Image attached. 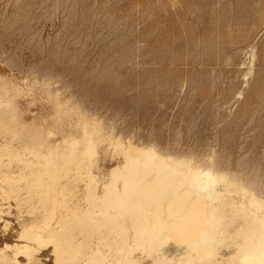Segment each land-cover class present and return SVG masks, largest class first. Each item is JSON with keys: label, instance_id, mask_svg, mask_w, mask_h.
Masks as SVG:
<instances>
[{"label": "rangeland", "instance_id": "rangeland-1", "mask_svg": "<svg viewBox=\"0 0 264 264\" xmlns=\"http://www.w3.org/2000/svg\"><path fill=\"white\" fill-rule=\"evenodd\" d=\"M1 81L23 92L12 93L23 115L13 96L0 109L14 134L16 119L33 122L22 141L54 140L68 124L80 137L82 121L98 119L104 135L259 177L264 194V0H0ZM62 101L77 107L72 116L57 113ZM13 136L0 141L17 148ZM100 141L97 168L106 171L122 156ZM1 202L3 245L29 215L14 198ZM40 254L55 264L50 246Z\"/></svg>", "mask_w": 264, "mask_h": 264}, {"label": "bare ground", "instance_id": "bare-ground-1", "mask_svg": "<svg viewBox=\"0 0 264 264\" xmlns=\"http://www.w3.org/2000/svg\"><path fill=\"white\" fill-rule=\"evenodd\" d=\"M17 86L1 81L0 109L12 93L21 95ZM67 103L54 104V110L58 105L57 113L72 116L77 107L73 112ZM14 108L23 115L16 98ZM1 112L0 131L15 135L12 141L20 145L0 141V200L14 198L29 217L19 216L16 241L0 245V264H47L40 252L48 246L55 264H264V194L257 169L256 182L253 175L222 172L207 160L163 152L155 142L106 136L92 116L93 122L81 120L80 137L68 124L54 140L36 134L22 141L21 130L33 122L16 119L14 134V119L2 121ZM101 139L122 156L106 171L97 168ZM1 201L3 220L9 208Z\"/></svg>", "mask_w": 264, "mask_h": 264}]
</instances>
